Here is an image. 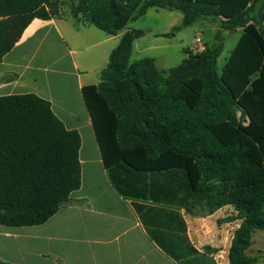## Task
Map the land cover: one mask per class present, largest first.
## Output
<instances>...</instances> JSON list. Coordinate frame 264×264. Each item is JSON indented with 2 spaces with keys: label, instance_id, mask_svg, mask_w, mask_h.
<instances>
[{
  "label": "trees",
  "instance_id": "trees-1",
  "mask_svg": "<svg viewBox=\"0 0 264 264\" xmlns=\"http://www.w3.org/2000/svg\"><path fill=\"white\" fill-rule=\"evenodd\" d=\"M59 5L0 0V62L34 19L59 18ZM153 8L181 13L174 31L207 20L242 33L220 71L218 35L157 70L149 58L130 62L144 33H124L99 84L81 91L109 181L175 264H215V249L189 242L181 211L233 207L240 225L228 264H252L253 234L264 231V0H72L70 13L113 36ZM79 148L47 101L1 96L0 225H42L57 213L81 185Z\"/></svg>",
  "mask_w": 264,
  "mask_h": 264
},
{
  "label": "crops",
  "instance_id": "crops-1",
  "mask_svg": "<svg viewBox=\"0 0 264 264\" xmlns=\"http://www.w3.org/2000/svg\"><path fill=\"white\" fill-rule=\"evenodd\" d=\"M59 1L60 17L34 19L1 60L0 97L34 94L50 104L53 114L66 129L78 132L81 185L42 225L17 228L0 225V261L8 264H175L149 239L131 202L123 199L111 185L81 92L83 87L99 84V73L107 66L110 53L124 33L141 29L126 26L116 35H106L72 18V0L68 4ZM169 16L175 22L166 31H172L182 20L177 11H169ZM198 22H207L210 31L218 34L216 24ZM141 31L143 36L133 42L136 53L139 40L148 33ZM203 31V27L197 28L186 49L195 37H203ZM239 31L240 37L242 30ZM162 35L166 37L168 32ZM159 38L155 34V40ZM236 214L231 206L212 214H205L198 207L192 215L181 211L189 242L199 252L203 247L215 249L211 254L215 264H228L231 240L240 225ZM257 239L262 242L264 232ZM252 242L248 249L252 264H264V248L256 249V241Z\"/></svg>",
  "mask_w": 264,
  "mask_h": 264
},
{
  "label": "rangeland",
  "instance_id": "rangeland-1",
  "mask_svg": "<svg viewBox=\"0 0 264 264\" xmlns=\"http://www.w3.org/2000/svg\"><path fill=\"white\" fill-rule=\"evenodd\" d=\"M62 2L68 4V0H62ZM177 13L181 15L180 12ZM173 22H175V20L171 19L169 16V10L167 9H151L147 14H144L137 20L129 22L127 27L132 26L141 30H147L148 32L141 40H139L137 44V48L140 47L137 49L138 54L134 51L130 58V62L132 63L140 59L149 58L155 60L154 65L157 70L174 68L180 65L184 60V57L186 56L185 51L192 52L191 48L196 39L200 40L204 49L206 45L210 46L217 43L216 37L218 35L219 40H222L223 42V51L217 59V68L220 71L228 59L230 52L236 45L237 39L240 35L239 30L233 33H226L221 31L220 28H218V34L216 35L214 32L210 31V25L207 22H198L192 27L184 28L180 31H166ZM199 27H203L204 29L203 37L202 35L195 37L193 43L186 49ZM165 32H168V36L166 37L162 35ZM155 34H158L161 39L159 38L155 40ZM175 34L177 35L173 36ZM155 45H157V47L153 48ZM198 51H201V49L199 48L196 52ZM263 232L264 231H256L253 234L252 241H256V249L264 248V240L259 242L257 239V237Z\"/></svg>",
  "mask_w": 264,
  "mask_h": 264
},
{
  "label": "built area",
  "instance_id": "built-area-1",
  "mask_svg": "<svg viewBox=\"0 0 264 264\" xmlns=\"http://www.w3.org/2000/svg\"><path fill=\"white\" fill-rule=\"evenodd\" d=\"M199 48L201 49V51H203V45H202V43L200 42L199 39H196L194 45L191 48L192 53H196V51ZM198 52H200V51H198Z\"/></svg>",
  "mask_w": 264,
  "mask_h": 264
}]
</instances>
